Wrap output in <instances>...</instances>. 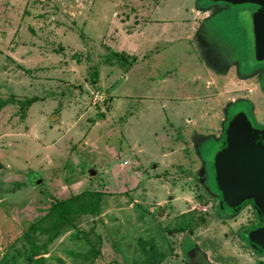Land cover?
Listing matches in <instances>:
<instances>
[{
	"label": "rangeland",
	"instance_id": "rangeland-1",
	"mask_svg": "<svg viewBox=\"0 0 264 264\" xmlns=\"http://www.w3.org/2000/svg\"><path fill=\"white\" fill-rule=\"evenodd\" d=\"M26 1L0 0V264H257L247 234L263 222L250 203L219 217L212 164L230 116L264 129L258 7L147 0L137 18L166 20L168 33L149 29L152 45L138 38L145 61L110 88L108 63L123 56L100 42L104 32L77 20L79 38H62L63 2ZM87 1V15L139 7ZM199 69L225 80L206 106ZM170 152L173 170L162 162ZM95 197L93 214L55 216L56 203L82 208Z\"/></svg>",
	"mask_w": 264,
	"mask_h": 264
},
{
	"label": "water",
	"instance_id": "water-1",
	"mask_svg": "<svg viewBox=\"0 0 264 264\" xmlns=\"http://www.w3.org/2000/svg\"><path fill=\"white\" fill-rule=\"evenodd\" d=\"M210 1L258 7L253 14H256L255 22L259 27V57L263 61L264 0ZM242 114L238 112L230 116L223 139L220 140L222 149L213 158L212 170L217 186L215 192L221 195L217 209L223 214L221 218H224L236 214L246 203H250L263 224L248 232L247 241L258 254H264V129L252 128ZM89 173L95 174L92 170Z\"/></svg>",
	"mask_w": 264,
	"mask_h": 264
},
{
	"label": "crops",
	"instance_id": "crops-1",
	"mask_svg": "<svg viewBox=\"0 0 264 264\" xmlns=\"http://www.w3.org/2000/svg\"><path fill=\"white\" fill-rule=\"evenodd\" d=\"M21 2V0H14V2ZM23 1V0H22ZM25 1V4H27V1ZM55 1V0H52ZM63 3L61 5V11L56 12L59 16H66V25H61L60 26V33L63 35L62 38H64L65 33L64 32H68V33H72L71 35L76 36V39L79 38V35H81V32H78L77 26L76 25V21L78 20V22H81L82 27H85L87 30V26L90 25L93 26V28L97 29V31L99 30V32H104V35H102L101 37V41L102 43H104L106 45V47H109V49L116 53V55L119 56H123V58L121 57V59H119L120 63L118 62H109L108 64L111 66V69L108 71V75L104 74V79H105V83L109 82V86L110 88L112 87L111 82L114 81V75L116 73L119 72L120 74L123 73H128L131 69H133V67H140V63H142L143 61H145V58L147 57V53L144 51H141V48L144 47L145 43H139L141 42L140 40H138V38H142L143 40L146 41V43L149 41V43L151 44L152 42L154 43L156 40L154 39H150L149 38V29H151L152 31H155L156 29H158V33L157 35L154 34L156 39H160V33L161 36L165 35L168 33V25L170 24L168 21L166 20H158V19H153L148 17L147 20L144 19H138L137 15L134 13V11H140L142 12L144 8L149 9L148 6L145 7V2H147V0H137L139 2V7L135 9L131 8V13H127V12H120V10L118 11V9H114L112 10L110 15H106L105 11H102L103 7L100 8H95V12L91 13L90 15L86 14V10L89 9L91 7V3L90 1H87L86 4V0H61ZM156 1V0H154ZM152 1V2H154ZM99 4V3H98ZM69 6V7H68ZM114 6V5H113ZM156 6V5H155ZM154 6V7H155ZM25 10L26 7L22 8V15H25ZM142 10V11H141ZM52 11H57V9L54 7ZM45 11L42 12H35L32 16H39V13H41L43 15ZM197 12V11H196ZM195 15H200L199 13H196ZM27 13V12H26ZM40 14V15H41ZM205 16H207V13H204ZM132 15V19L130 20V16ZM31 16V15H29ZM56 17L54 15H51L48 20H53ZM75 22V23H74ZM182 23H179V29L181 27ZM110 30L107 31V29ZM74 28V29H73ZM147 28V30L145 29ZM105 30L107 31L106 33H108V43L107 40H103L106 36ZM57 32V31H56ZM96 32V31H93ZM160 32V33H159ZM100 36V34H98ZM81 40L79 39V41L77 42L78 46H82L80 45ZM63 42V40H62ZM143 42V41H142ZM76 43V42H75ZM152 45V44H151ZM130 57H135L134 59L130 58ZM197 64V63H196ZM198 65V64H197ZM199 67L202 68L201 65H199ZM103 74H99V79L103 81L102 79ZM193 77H196L197 79H204L205 83H204V88H205V92L203 93V98H205V106H206V100H208L209 98L213 97L214 92L216 91V89H218V84L225 82V80L218 76L215 75L212 72H205L203 69H199V72L196 73V75H194ZM238 78V82H244V80L241 79V77H237ZM164 80V79H163ZM224 84V83H223ZM214 88V90H213ZM193 89L196 90L195 86H193ZM208 89H210V91L208 92ZM191 90H186V98L191 97L190 95ZM112 99L115 100L118 98V96H122V95H117V97H113V95L111 94ZM114 111H112L113 114ZM191 119H188V122H190ZM194 132H196V130H187L184 133L187 134H194ZM190 138V137H189ZM192 140V139H191ZM189 147H192V143L191 141L188 143ZM195 147V146H194ZM193 148V147H192ZM197 149V146H196ZM173 154V152H170L169 154H166L164 156V160L162 161L165 164V167L170 168V169H174L175 168V164L173 162V160L175 158L170 159V156ZM198 159L201 163H205L206 162L201 158V156H198ZM129 160V159H128ZM127 161L126 165H123L121 163V165L123 166H129V161ZM202 167V166H201ZM117 170V174H123V176H128L129 174L127 173H123L119 170V168L116 169ZM167 172V171H165ZM90 175V173H88ZM127 178V177H126ZM184 200L187 199L186 197H184ZM172 197L169 195L167 199L162 200V203H167V205H169V207H167V211L168 210H173V207L171 205L172 202ZM169 202V203H168ZM195 203V202H194ZM195 206V205H194ZM194 207H192L193 209ZM159 209V208H158ZM157 209V210H158ZM161 209V208H160ZM207 209V208H206ZM183 213L188 211V210H181ZM160 215H165L166 213L165 211L161 210V214ZM221 217V216H219Z\"/></svg>",
	"mask_w": 264,
	"mask_h": 264
},
{
	"label": "trees",
	"instance_id": "trees-1",
	"mask_svg": "<svg viewBox=\"0 0 264 264\" xmlns=\"http://www.w3.org/2000/svg\"><path fill=\"white\" fill-rule=\"evenodd\" d=\"M113 54L116 55V53H114V52H113ZM96 195L98 196V194H96ZM97 202H98V199H97V197H95L91 202L86 203L84 206H82V208H74L73 205L67 201L56 203L54 206L55 216H57V218L59 220H61L63 211H65L66 209H69V212H71V213L93 214L95 212V207L97 205Z\"/></svg>",
	"mask_w": 264,
	"mask_h": 264
},
{
	"label": "flooded vegetation",
	"instance_id": "flooded-vegetation-1",
	"mask_svg": "<svg viewBox=\"0 0 264 264\" xmlns=\"http://www.w3.org/2000/svg\"><path fill=\"white\" fill-rule=\"evenodd\" d=\"M216 4H212L211 6H214L215 7ZM253 73H256L258 77H260V73H261V67H260V70H256V72H253ZM242 77V76H241ZM245 77V76H244ZM257 261L258 263L257 264H264V254H257Z\"/></svg>",
	"mask_w": 264,
	"mask_h": 264
},
{
	"label": "built area",
	"instance_id": "built-area-1",
	"mask_svg": "<svg viewBox=\"0 0 264 264\" xmlns=\"http://www.w3.org/2000/svg\"><path fill=\"white\" fill-rule=\"evenodd\" d=\"M200 211L203 213L205 211H207L206 207L200 208Z\"/></svg>",
	"mask_w": 264,
	"mask_h": 264
}]
</instances>
